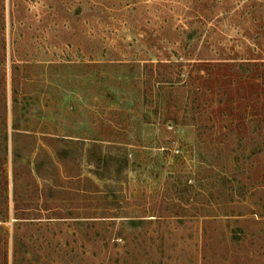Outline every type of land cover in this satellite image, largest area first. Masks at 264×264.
<instances>
[{"label":"rangeland","instance_id":"obj_1","mask_svg":"<svg viewBox=\"0 0 264 264\" xmlns=\"http://www.w3.org/2000/svg\"><path fill=\"white\" fill-rule=\"evenodd\" d=\"M0 264H264V0H0Z\"/></svg>","mask_w":264,"mask_h":264},{"label":"trees","instance_id":"obj_2","mask_svg":"<svg viewBox=\"0 0 264 264\" xmlns=\"http://www.w3.org/2000/svg\"><path fill=\"white\" fill-rule=\"evenodd\" d=\"M13 128H15V127H13ZM110 159H111V158H110L109 156L106 157L105 154H104V155H99V156L97 157L98 162H99V161H104V163H107ZM111 160H112V159H111ZM120 161H121V159H120Z\"/></svg>","mask_w":264,"mask_h":264}]
</instances>
